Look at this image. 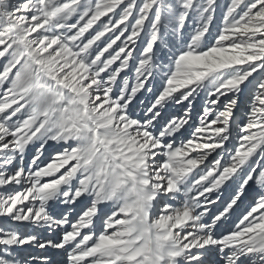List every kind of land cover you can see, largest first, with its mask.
I'll return each instance as SVG.
<instances>
[{
    "label": "snow or ice",
    "instance_id": "snow-or-ice-1",
    "mask_svg": "<svg viewBox=\"0 0 264 264\" xmlns=\"http://www.w3.org/2000/svg\"><path fill=\"white\" fill-rule=\"evenodd\" d=\"M215 3L21 0L12 5L10 0H0V58H7L0 72V86L8 85L0 100V188L23 185L25 180L28 184L24 191L0 195V217L46 227L49 235L64 229L59 240H41L34 234L24 236L0 227V264H21L14 250L25 246L40 250L71 248L69 264H209L207 257L213 250L224 254L227 264H244L245 257H256L253 264H264V196L243 217L237 231L222 238L213 234L216 223L226 218L241 199L249 181L255 179L264 186V171L259 172L258 179L247 175L240 193L211 223L204 222L207 212L200 211L217 203L207 200L208 194L218 192L253 157L264 153V79L258 84L247 124L240 129L244 135L231 162L222 167L220 160L215 161L193 186L184 187L192 172L229 140L237 100L229 99L211 121L208 117L213 112L206 109L192 138L178 147L167 138L179 133L188 124L187 119H171L155 131L161 109L169 101L182 103L197 89L206 88L215 98L210 103L216 105L221 97L238 95L254 73L264 70V0H232L222 33L207 50L202 45L208 23H203L187 50L174 60V70L147 109V118H132L128 112L152 74L154 46L161 28L179 33L192 14L210 22L211 15L205 14ZM117 9L119 18L109 19L84 42L86 34ZM134 10L138 15L134 16ZM74 16L78 20L69 24ZM132 20L134 23H130ZM146 22L151 30L137 69L138 82L129 90L125 81L123 91L113 98L111 85L132 58L128 45L137 43L146 31ZM58 29L73 34L56 35ZM116 29H121L119 34L93 56V46ZM129 29L124 46L102 59ZM117 61L119 67L105 81L102 74ZM141 77L145 78L143 82ZM182 89L190 90L175 96ZM25 110L27 118L19 119L18 114ZM14 117L17 119L13 122ZM37 141L40 148L32 165L41 159L48 141L61 144L63 150L38 170L29 169L27 175L22 167L4 171L14 164L16 154L22 157ZM195 186L201 189L191 196ZM182 190L188 198L177 203ZM82 197L91 199L77 213L75 222L67 215L57 219L49 212L52 201L76 204ZM108 203L114 208L97 233L94 224L100 206ZM25 264L50 262L32 256Z\"/></svg>",
    "mask_w": 264,
    "mask_h": 264
},
{
    "label": "rangeland",
    "instance_id": "rangeland-1",
    "mask_svg": "<svg viewBox=\"0 0 264 264\" xmlns=\"http://www.w3.org/2000/svg\"><path fill=\"white\" fill-rule=\"evenodd\" d=\"M21 0H10L12 5L20 3ZM61 3L69 2V0H59ZM166 2H173V0H166ZM232 0H216V3L213 5L212 10L210 13L205 15H211L212 19L210 22L208 21H201L199 19L198 14L190 15L189 19L186 21L185 28L180 31L179 33L173 32L171 28L165 29L161 28L160 38L157 41V44L154 46V58H153V68L151 76L147 77V82L145 83V88L138 92L136 95H141V97L145 96L144 98L147 99L145 104H142V100L140 99L138 105L129 111V115L132 118L145 120L147 117L145 113L147 109L154 103L158 95L164 90L166 87V81L169 74L174 70V60L176 57L183 51L187 50V46L190 43L191 37L196 33L198 29H200L203 23H208V34L204 37L203 40V49L207 50V48L214 46L216 38L222 33V30L225 26V16L227 14L228 8L231 5ZM251 2V0H249ZM137 4H142L143 0H136ZM198 5L204 4L205 0H197ZM123 7V6H122ZM120 9H117V12L114 14H110V17H104L84 38V42L92 35L96 33L97 30H101L103 25L109 20H117L119 18ZM138 15V13L134 10V16ZM78 20V16H74L72 20L68 21L69 24L75 23ZM130 23H134V20L130 21ZM124 26H121L123 28ZM145 32L141 33V36L137 38L136 44H129L128 50L132 52V58L129 60L128 67L125 69L124 72L120 74L117 78V81L111 85L113 88L112 97L118 98L120 93L123 91L124 82H128L129 90L134 87L137 82V69L139 67L140 59L142 58V52L146 48V44L148 42V33L150 32V25L146 22L145 24ZM121 29H116L115 32L108 33L107 36L103 37L101 41L98 42L97 45L93 46L91 52L93 56L97 53L100 49H102L111 39H114L116 35L119 34ZM56 35H71L73 33L68 32L65 30H57L55 32ZM130 34L126 32L121 40L117 42L116 45L113 46V49L109 51V53H105V58H109L110 55H114L116 51L119 50L120 47H123V40L127 38ZM49 35H52L50 33ZM31 38V37H30ZM81 43V42H77ZM7 63V58H0V72H2L3 66ZM120 61H117L115 65L109 68L107 73H103V78L105 81L109 78V74L112 72L114 68L119 67ZM19 67V66H18ZM247 67V65L243 66ZM15 71V70H14ZM144 77L140 78V81H144ZM261 79H264V70L258 71L253 74L252 77L249 78V81H246L244 85H242L241 92L236 94H229L227 97H221L220 103L216 105H212L210 101L215 99L214 97L210 96L209 89L200 88L197 89L196 92L189 97V100L183 101L182 103H174L169 101L164 108L161 109V117L158 118L156 122L155 131H159L162 126H164L167 122L171 119H186L187 117L194 116L195 117V124L190 128V130L186 133H180L176 138L172 139L171 137L167 138V142L173 143L174 147L180 146L182 143L187 142L188 139L192 138V135L197 127L200 126V118L203 116L204 111L207 109L213 112V115L208 117V120L211 121L215 118V114L222 111L224 109V104L229 101V99H236L237 104L233 108V118L229 125V140L225 142L224 147L221 149H217L215 153L209 156L208 160L204 162L195 173V180L199 179L202 175L206 173L215 163V161L220 160L221 166H227L231 162L232 155L235 154V150L240 146L239 139L244 133L240 131V129L247 124V116L250 113L251 105L254 102V95L259 91L258 84ZM7 87L0 86V100L3 99L4 94L7 93ZM151 88V91L148 89ZM190 89H182L181 92L175 93V96H181L182 93L188 92ZM130 94V92H129ZM199 98L200 103L195 105L197 107L194 113V110L190 111L189 108L193 101ZM149 99V100H148ZM138 101V100H137ZM147 104V105H146ZM134 107V106H133ZM141 113V114H139ZM189 113H191L189 115ZM18 118L23 120L27 118V110L23 113L18 114ZM17 119V117L13 118V122ZM40 148V142L37 141L36 143L30 144L26 149L23 155L29 157L32 160L35 155H37V149ZM63 150V146L61 144H57L54 141H48L46 144L43 145V154L41 155V161L35 166L33 169L38 170L39 167L45 166L49 163L53 156L59 154ZM193 156L199 155V153H193ZM1 160V159H0ZM3 163V160L0 161ZM264 153H258L255 157H253L248 164L241 169L237 175L240 177H244L252 173V169H255L253 172L254 178L258 179L260 169L264 168ZM48 178H46L47 180ZM194 180V185H195ZM84 201L79 205V211L81 212L83 206L88 204L85 202V197H82L81 200ZM162 199V198H161ZM179 199V197H178ZM69 206H72L70 204ZM105 208L101 206V210ZM79 212V213H80ZM106 218L107 215L111 212L110 210H105ZM67 215V212L64 213ZM77 215L75 217H71L70 220L75 222ZM12 219L9 217H0V227L4 228V225L11 221ZM28 259V258H26ZM68 259V257H67ZM69 261L65 264H68Z\"/></svg>",
    "mask_w": 264,
    "mask_h": 264
},
{
    "label": "bare ground",
    "instance_id": "bare-ground-1",
    "mask_svg": "<svg viewBox=\"0 0 264 264\" xmlns=\"http://www.w3.org/2000/svg\"><path fill=\"white\" fill-rule=\"evenodd\" d=\"M145 96L141 97V95H136L133 98V102L131 105H129L128 112L138 105L140 102L139 100H142V104H145L147 102V99L144 98ZM138 100V101H137ZM149 100V99H148ZM200 103L199 98H197L193 103L191 104V107L189 108L190 111L195 110L197 107H194L195 105H198ZM147 105V104H146ZM134 106V107H133ZM141 114V113H139ZM191 113H189L190 115ZM188 120V124L185 125L183 129L179 133H177L174 137H171L172 139L176 138L178 134L180 133H186L190 130L192 126L195 124V117L191 116L186 118ZM2 160V159H1ZM0 160V161H1ZM31 161L28 156L23 155L20 157L19 154H16V158L14 160L13 165L7 166L4 171L7 172H13L17 170L18 168L22 167L25 169V174L27 175V171L29 169H33L35 166L38 165V163L41 161H37L36 165H32ZM264 166V165H263ZM261 171H264V168L260 169ZM195 173H197V170H194L192 174L189 177V182L187 185H185V188H188L190 186L194 185L195 180ZM253 175L252 173H249ZM247 176L240 177V175H236L233 180H230L226 182V184L218 190V192L208 194L207 200H217L216 204L210 205L206 210L200 209V211H206L207 214L204 217L205 223H211L216 215H219L223 210L226 208L227 204L231 201V199L238 193H240V184L244 179H246ZM28 187L27 181L25 180L23 185H8L4 188H0V195H9L16 191H24L25 188ZM201 189V186H195L193 190L191 191V196L198 195V190ZM264 196V186L258 185L255 182V179L253 181H249L248 185L243 188V194L241 195V199L237 202V204L232 208V210L228 213L226 218H224L222 221H219L216 223L215 228L213 229V234L217 238H222L225 235H228L232 232L237 231V226L240 224V221L243 219V217L248 213V211L255 206V202L261 197ZM188 197L182 194L177 199V203L181 200H186ZM91 198L85 197V202L90 201ZM164 198H162L163 200ZM207 200L205 197H201L202 203H207ZM84 201V199H80L77 201L76 204H72V206H69L70 204H64L62 200L52 201L49 203V212L52 216L59 219L64 215L65 212H67V216L69 219L71 217H75L77 213H79V205ZM169 203H172V201H168ZM38 206V202H36ZM30 206V205H27ZM105 208V210L112 211L114 208V205L111 203L101 205ZM99 210L98 217L95 220L94 224V230L95 232L99 233L103 227L104 220L106 219V212L104 209ZM241 227H243L241 225ZM4 228L7 230H12L19 232L20 234L24 236L28 235H37L40 237L41 240H59L61 234L63 233L64 229L61 228L58 231H54L49 235V231L46 227H41L35 224H32L30 222H15L13 220L8 221L7 224L4 225ZM89 230H85V232H88ZM71 252V248H68L66 250H53V249H46V250H40L35 249L30 246H25L24 249H15L14 255L15 257L21 261V264H25V262L30 261L32 256L47 258L50 262V264H65L67 262V257L69 253ZM28 258V259H26ZM244 261V264H253V261H256V257H245L242 258ZM207 260L209 264H227L224 254L220 253L218 250H213L211 255L207 257ZM69 264V263H68Z\"/></svg>",
    "mask_w": 264,
    "mask_h": 264
}]
</instances>
